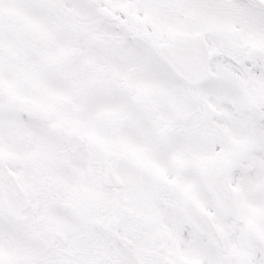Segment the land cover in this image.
<instances>
[{
	"label": "snow or ice",
	"instance_id": "snow-or-ice-1",
	"mask_svg": "<svg viewBox=\"0 0 264 264\" xmlns=\"http://www.w3.org/2000/svg\"><path fill=\"white\" fill-rule=\"evenodd\" d=\"M0 264H264V0H0Z\"/></svg>",
	"mask_w": 264,
	"mask_h": 264
}]
</instances>
